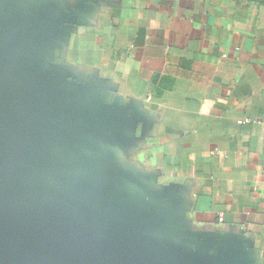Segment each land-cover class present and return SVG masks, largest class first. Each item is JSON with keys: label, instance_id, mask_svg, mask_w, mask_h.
Instances as JSON below:
<instances>
[{"label": "crops", "instance_id": "1", "mask_svg": "<svg viewBox=\"0 0 264 264\" xmlns=\"http://www.w3.org/2000/svg\"><path fill=\"white\" fill-rule=\"evenodd\" d=\"M61 2L82 15L55 61L137 113L125 167L264 264V0Z\"/></svg>", "mask_w": 264, "mask_h": 264}, {"label": "water", "instance_id": "2", "mask_svg": "<svg viewBox=\"0 0 264 264\" xmlns=\"http://www.w3.org/2000/svg\"><path fill=\"white\" fill-rule=\"evenodd\" d=\"M82 13L0 0V264H253L182 227L171 189L125 167L137 122L55 61Z\"/></svg>", "mask_w": 264, "mask_h": 264}, {"label": "built area", "instance_id": "3", "mask_svg": "<svg viewBox=\"0 0 264 264\" xmlns=\"http://www.w3.org/2000/svg\"><path fill=\"white\" fill-rule=\"evenodd\" d=\"M261 173L264 176V155H263V160H262ZM220 219L222 220V218H220Z\"/></svg>", "mask_w": 264, "mask_h": 264}]
</instances>
